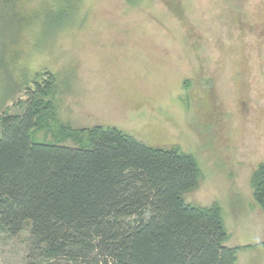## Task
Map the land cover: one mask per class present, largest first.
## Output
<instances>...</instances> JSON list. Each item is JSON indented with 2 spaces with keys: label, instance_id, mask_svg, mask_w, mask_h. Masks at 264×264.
Returning a JSON list of instances; mask_svg holds the SVG:
<instances>
[{
  "label": "rangeland",
  "instance_id": "rangeland-1",
  "mask_svg": "<svg viewBox=\"0 0 264 264\" xmlns=\"http://www.w3.org/2000/svg\"><path fill=\"white\" fill-rule=\"evenodd\" d=\"M0 3V116L22 115L51 74L53 128L116 127L193 155L201 182L186 202L218 203L237 264H264L251 187L264 163V0H13L20 24ZM30 244L28 226L0 228V264H45Z\"/></svg>",
  "mask_w": 264,
  "mask_h": 264
},
{
  "label": "trees",
  "instance_id": "trees-1",
  "mask_svg": "<svg viewBox=\"0 0 264 264\" xmlns=\"http://www.w3.org/2000/svg\"><path fill=\"white\" fill-rule=\"evenodd\" d=\"M12 4L3 6L20 24ZM46 79L22 115L0 116L1 229L18 236L28 226L30 256L45 264H237L241 248L227 245L222 207L185 200L201 182L193 155L116 127L53 128L55 80ZM44 134L53 139L33 138ZM251 187L264 214V163Z\"/></svg>",
  "mask_w": 264,
  "mask_h": 264
}]
</instances>
